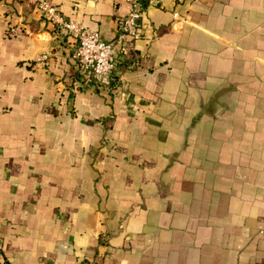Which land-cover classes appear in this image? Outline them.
<instances>
[{"label":"crops","instance_id":"1","mask_svg":"<svg viewBox=\"0 0 264 264\" xmlns=\"http://www.w3.org/2000/svg\"><path fill=\"white\" fill-rule=\"evenodd\" d=\"M37 1L0 0V264H264V0H143L89 85Z\"/></svg>","mask_w":264,"mask_h":264},{"label":"built area","instance_id":"2","mask_svg":"<svg viewBox=\"0 0 264 264\" xmlns=\"http://www.w3.org/2000/svg\"><path fill=\"white\" fill-rule=\"evenodd\" d=\"M123 1L127 9L119 21L111 41L101 39L95 30L86 29L80 24L64 20L52 5L40 0L36 2V8L61 30L68 42L71 41L69 58L75 65V77L79 83L89 85L107 82L115 71L113 45L121 46L127 41L140 37L143 0ZM45 57L46 53H43L36 60L41 61ZM84 263L79 261L76 264Z\"/></svg>","mask_w":264,"mask_h":264},{"label":"trees","instance_id":"3","mask_svg":"<svg viewBox=\"0 0 264 264\" xmlns=\"http://www.w3.org/2000/svg\"><path fill=\"white\" fill-rule=\"evenodd\" d=\"M84 264H88V263L85 262Z\"/></svg>","mask_w":264,"mask_h":264}]
</instances>
